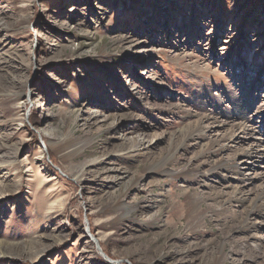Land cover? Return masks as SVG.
I'll use <instances>...</instances> for the list:
<instances>
[{"label": "rangeland", "instance_id": "374dc122", "mask_svg": "<svg viewBox=\"0 0 264 264\" xmlns=\"http://www.w3.org/2000/svg\"><path fill=\"white\" fill-rule=\"evenodd\" d=\"M263 134L264 0H0V264H264Z\"/></svg>", "mask_w": 264, "mask_h": 264}, {"label": "bare ground", "instance_id": "6f19581e", "mask_svg": "<svg viewBox=\"0 0 264 264\" xmlns=\"http://www.w3.org/2000/svg\"><path fill=\"white\" fill-rule=\"evenodd\" d=\"M26 99H29V95L27 94L26 95ZM27 101V100H26ZM93 114V113H92ZM199 117H200V119L202 118H208V120L211 118V120H213L214 122H216V123H218V125L219 126H222V124H224V123H226L227 121H225V120H219L218 119V117L217 116H215V115H211V114H208V113H204V114H200L199 115ZM199 121V120H198ZM201 121V120H200ZM209 124V123H208ZM226 124H228V123H226ZM201 125V124H200ZM246 124H242L241 122H239V121H235V123H233V124H228V128H229V133L230 134H227V135H224V137L223 138H226L227 137V139L228 140H231L232 139V133H234L235 131H242V132H245V131H248L249 130V128H247L246 126H245ZM19 126H22V123H21V121H19V123H18V127ZM195 127H197L196 129L198 130V131H200V133L202 132V134H203V131H201L202 130V128H201V126H199V124H197ZM251 130V129H250ZM190 134V133H189ZM264 135V134H263ZM46 136V135H45ZM218 143V142H217ZM217 143H215V142H212V144L213 145H215V149H216V146H217ZM211 144V145H212ZM210 145V146H211ZM49 147L50 148H54V149H56L57 150V152H58V146H57V143H55L54 144V146L52 145V144H50L49 143ZM223 147H224V145H222V146H220L219 145V147H218V149H217V151H220L221 149H223ZM244 155H247V153H244ZM44 159V156H43V154H40V157L37 159V160H39V161H41L42 163H43V160ZM244 159V158H243ZM242 161H244V160H240V163L242 162ZM218 164H220V163H218ZM224 165V164H223ZM228 165H230V164H228ZM236 165H238L237 163H236ZM225 166H227V164L225 165ZM231 166H233V167H235L236 168V166L235 165H232L231 164ZM230 166V167H231ZM219 167V166H218ZM227 167H229V166H227ZM82 172L83 171H81L78 175H79V177H81V175H82ZM75 178H77V176H75ZM94 237L91 235V241H92V239H93ZM94 240V242H96L97 243V241L95 240V238L93 239ZM34 243H37V241L36 242H34ZM102 254V253H101ZM106 257V256H105Z\"/></svg>", "mask_w": 264, "mask_h": 264}, {"label": "water", "instance_id": "95a60500", "mask_svg": "<svg viewBox=\"0 0 264 264\" xmlns=\"http://www.w3.org/2000/svg\"><path fill=\"white\" fill-rule=\"evenodd\" d=\"M93 243H95L96 245H98L96 242H94V240H92ZM98 248V247H97Z\"/></svg>", "mask_w": 264, "mask_h": 264}]
</instances>
